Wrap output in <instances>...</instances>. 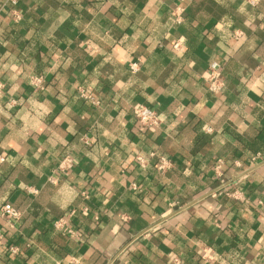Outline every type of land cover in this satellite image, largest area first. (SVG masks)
I'll return each instance as SVG.
<instances>
[{
    "label": "crops",
    "instance_id": "1",
    "mask_svg": "<svg viewBox=\"0 0 264 264\" xmlns=\"http://www.w3.org/2000/svg\"><path fill=\"white\" fill-rule=\"evenodd\" d=\"M0 85V264H264V0H0Z\"/></svg>",
    "mask_w": 264,
    "mask_h": 264
},
{
    "label": "built area",
    "instance_id": "2",
    "mask_svg": "<svg viewBox=\"0 0 264 264\" xmlns=\"http://www.w3.org/2000/svg\"><path fill=\"white\" fill-rule=\"evenodd\" d=\"M180 10H183V9H180ZM176 20L178 22L179 17H177ZM178 47H179V43L175 42L173 44V48L178 49ZM129 69L132 72L137 71L138 63L137 62L130 63ZM42 82H43V79L40 76L32 77L30 80L31 85L36 89L42 87ZM221 88H222V83H221L220 78H219V65L217 63H212L209 66V70H208L207 89L210 92L214 93V92L219 91ZM81 96L84 99H88V100L94 102V99L90 95H87L85 93H81ZM133 115H134V118L136 119V121L138 122V124L140 125L141 128H148V127L157 126L160 122L159 117H158V113L156 112V110L152 109L151 107L144 105V104H139V105L135 106L133 108ZM136 160H137V162H139L141 164L146 163V159L144 157H141V156H136ZM3 161H4V158L2 156H0V163ZM69 161L70 160L65 159L60 164L59 169L63 170L66 167V165H69ZM220 165L221 164L218 163V165L216 166V171L220 168ZM170 166H171V162L167 157H165L163 155H159L157 157L156 170L159 173H162V174L165 173L170 168ZM50 181H52L51 178H50ZM33 192H35V190H33ZM0 214L10 223L15 222L20 217V212L16 208H14L13 206H11L9 204H4L0 207ZM53 225H54L55 229L61 230L66 226V219L58 218L54 221ZM67 232L72 233L71 230H67ZM10 250L13 253H16V251H17V249L14 247L10 248ZM208 257H209V255H208L207 251H204L202 254V258L208 259Z\"/></svg>",
    "mask_w": 264,
    "mask_h": 264
},
{
    "label": "water",
    "instance_id": "3",
    "mask_svg": "<svg viewBox=\"0 0 264 264\" xmlns=\"http://www.w3.org/2000/svg\"><path fill=\"white\" fill-rule=\"evenodd\" d=\"M230 182H228L227 184H229ZM227 184H225V185H227Z\"/></svg>",
    "mask_w": 264,
    "mask_h": 264
}]
</instances>
